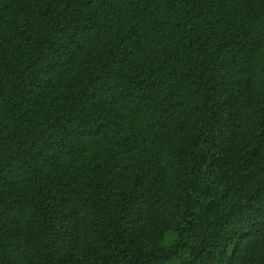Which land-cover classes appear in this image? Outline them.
Returning a JSON list of instances; mask_svg holds the SVG:
<instances>
[{
	"label": "trees",
	"instance_id": "16d2710c",
	"mask_svg": "<svg viewBox=\"0 0 264 264\" xmlns=\"http://www.w3.org/2000/svg\"><path fill=\"white\" fill-rule=\"evenodd\" d=\"M0 264H264V0H0Z\"/></svg>",
	"mask_w": 264,
	"mask_h": 264
}]
</instances>
